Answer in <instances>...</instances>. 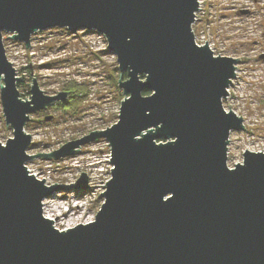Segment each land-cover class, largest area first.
<instances>
[{
  "label": "water",
  "instance_id": "95a60500",
  "mask_svg": "<svg viewBox=\"0 0 264 264\" xmlns=\"http://www.w3.org/2000/svg\"><path fill=\"white\" fill-rule=\"evenodd\" d=\"M199 1L0 0L1 102L14 134L0 141V264H264V152L247 149L228 166L230 134L246 130L223 104L240 59L198 44ZM59 27L106 36L125 98L114 125L30 155L31 115L69 92L48 95L32 77L22 98L4 34L28 49L33 34ZM101 138L113 165L104 202L94 221L60 230L44 216L45 199L88 191L89 175L48 185L26 164Z\"/></svg>",
  "mask_w": 264,
  "mask_h": 264
},
{
  "label": "rangeland",
  "instance_id": "374dc122",
  "mask_svg": "<svg viewBox=\"0 0 264 264\" xmlns=\"http://www.w3.org/2000/svg\"><path fill=\"white\" fill-rule=\"evenodd\" d=\"M192 28L199 45L208 44L216 55L239 58L237 75L228 88L226 110L242 116L246 130L232 131L228 145V166L244 161L243 153L264 152V0H200ZM9 36V37H8ZM106 36L95 30L76 33L67 28H50L33 34L31 47L4 34L7 57L17 69L19 90L31 96L32 77L46 94L68 91L69 105L57 103L31 115L26 132L33 135L28 154L53 152L65 143L105 130L118 122L123 91L117 55L108 47ZM32 63L33 74L29 63ZM127 78V77H125ZM0 80V89L1 83ZM73 83L85 88L84 100L75 104ZM74 93L72 94V92ZM46 121V116H52ZM7 127L0 91V141L13 137ZM111 148L101 138L81 147L76 155L62 159L34 158L27 165L50 183H76L83 172L91 177V189L57 192L47 201V209L58 216L55 227L67 230L95 220L104 198L100 195L111 178Z\"/></svg>",
  "mask_w": 264,
  "mask_h": 264
},
{
  "label": "built area",
  "instance_id": "2783aa9c",
  "mask_svg": "<svg viewBox=\"0 0 264 264\" xmlns=\"http://www.w3.org/2000/svg\"><path fill=\"white\" fill-rule=\"evenodd\" d=\"M199 44V43H198ZM110 158H111V156H110ZM26 166H28L27 164H26ZM28 169H29V172L31 173V174H35V176L36 177H38V178H40V179H42L40 176H39V174L38 173H35L34 171H33V169H31L30 168V166H28ZM88 174V173H87ZM89 175V174H88ZM89 177H90V175H89ZM44 178H46V177H44ZM90 179H91V177H90ZM43 180V179H42ZM78 180V179H77ZM46 183L48 184V185H52V184H55V183H50L49 182V180H48V178H46ZM56 183H58V184H60L59 182H56ZM76 183H77V181H76ZM75 183V184H76ZM72 184H74V183H72ZM89 186H90V180H89ZM92 186H90V188H91ZM89 190V189H88ZM86 192H88V191H86ZM54 196V195H53ZM53 196H51V197H53ZM50 197H48V198H46L45 199V201H44V203H43V209H44V216H46L47 218H49V219H51V220H54L55 221V224H56V221H57V218H58V216H56V217H54V215L50 212V210H48L47 208V201H48V199H49ZM91 221H94L93 219H91V220H89V222H91ZM88 222V223H89Z\"/></svg>",
  "mask_w": 264,
  "mask_h": 264
},
{
  "label": "trees",
  "instance_id": "16d2710c",
  "mask_svg": "<svg viewBox=\"0 0 264 264\" xmlns=\"http://www.w3.org/2000/svg\"><path fill=\"white\" fill-rule=\"evenodd\" d=\"M125 77H127L126 75H125ZM19 86V85H18ZM81 86V85H80ZM80 86H78L77 84H75V83H73V85L71 86V89L70 90H72V89H74V90H76L78 93H80V94H78V95H76V96H74L73 95V97L71 98V99H74L73 101H74V103L75 104H77V103H80V102H82L83 100H84V94H81V92L80 91H83L84 92V89L85 88H83V87H80ZM74 93V91L72 92V94ZM145 95H149L150 94V92H145L144 93ZM21 96H22V98H24V99H26L27 97H26V95H24L23 93H21ZM70 104V102H65V103H63V104H60V106L61 107H63V106H67V105H69ZM84 194L86 193V191H82Z\"/></svg>",
  "mask_w": 264,
  "mask_h": 264
},
{
  "label": "bare ground",
  "instance_id": "6f19581e",
  "mask_svg": "<svg viewBox=\"0 0 264 264\" xmlns=\"http://www.w3.org/2000/svg\"><path fill=\"white\" fill-rule=\"evenodd\" d=\"M90 189H91V188H89V190H90ZM52 211L55 212L56 210H55V209H52Z\"/></svg>",
  "mask_w": 264,
  "mask_h": 264
},
{
  "label": "flooded vegetation",
  "instance_id": "af4514ba",
  "mask_svg": "<svg viewBox=\"0 0 264 264\" xmlns=\"http://www.w3.org/2000/svg\"><path fill=\"white\" fill-rule=\"evenodd\" d=\"M69 97H70V95H69Z\"/></svg>",
  "mask_w": 264,
  "mask_h": 264
}]
</instances>
